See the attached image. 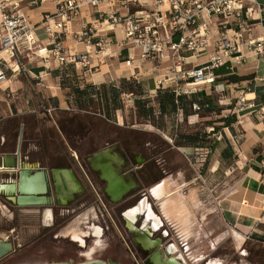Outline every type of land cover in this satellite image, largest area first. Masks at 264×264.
I'll use <instances>...</instances> for the list:
<instances>
[{
	"label": "crops",
	"instance_id": "0c3cea01",
	"mask_svg": "<svg viewBox=\"0 0 264 264\" xmlns=\"http://www.w3.org/2000/svg\"><path fill=\"white\" fill-rule=\"evenodd\" d=\"M259 1L264 3V0ZM100 8H104L103 4H100ZM52 9L53 3L46 2L32 10H28V14L31 20L36 23L42 19L43 14ZM97 10L95 7L89 10L84 9L82 18L86 21L96 20L99 16L96 13ZM253 23L254 35L263 34L264 20L254 21ZM76 28L74 26L73 30ZM113 30L114 32L109 31V36L117 41L120 37L119 30L117 28ZM37 33L40 38H43L41 29H38ZM65 46L66 54L81 53L89 59V64L86 66L79 62L70 65V67L82 68L80 76L73 77L74 79L71 76L67 78L71 84L79 85L80 90L83 89V85L93 89V86L99 84H111L118 88L122 80H131L139 85L142 90V97H147L148 101L152 102V111L171 122V125L160 127L156 120L152 121V124L150 123L151 128L139 129L148 133H157L163 141H166L164 148L159 149L161 151L157 153V144H152L153 139L148 135L143 133L137 138L134 135L126 137L124 132L120 134L119 130L113 138L103 139V143L100 144L97 138H102L104 135L102 136V133L92 134V119L93 116H97L100 122H108L105 115L73 106L72 99L76 100L79 96H74L66 87H61L58 76L51 75V71L54 74L60 72L53 70L58 69L57 66L52 64L49 68H46L41 62L32 60L26 64L27 72L6 83L10 86L12 93L5 101L4 119L6 122L11 123L12 128L7 131L0 130L1 183L14 187L17 183L18 173L22 171L25 174L26 181H29L33 186L32 190L46 191L47 189H53L59 190V192L78 193L91 188L83 173V169L86 170V167L82 159L86 158V161H89V157L93 153L111 147L113 154H117L124 159L126 163L124 166H131L130 172L134 171L133 176L127 182L137 181L138 194H148L155 199L162 197L161 210L168 215H184L183 211L177 209V207L185 202V199L191 197L190 190H185L187 184L180 185V183H177L175 185L169 177H162L166 173V154L164 153L177 149L183 155H191L193 148L200 145L197 143L199 141L190 143L183 139L181 145L175 146L171 143V138L164 135V132L169 126H175L179 123L180 115H184L186 121L193 123L189 118L194 115L205 116V110L208 107L207 114L217 116V118L212 122L213 126L202 134L201 144L206 145L209 150H212V153L221 150L222 141L219 137L215 138L216 134L220 133L219 129L223 128L225 135L223 140L226 141V149L230 153L229 166L240 169L236 190L230 195L233 198L218 200L217 204L221 205L222 201L224 203L228 201V207L235 206L237 210L222 207L223 213L229 212L234 213L235 216H245L250 219L249 222L255 219L252 224L237 222L232 225L234 227H237V225L246 227L249 229L248 234L257 237L251 238L249 236L251 241L264 244L257 234H253L259 233L257 227L259 223L264 224V57H255L252 55V51L244 48L243 52L249 58L247 61L241 63L226 62L214 70L216 76L214 84L202 85L198 87L199 89L195 88L188 93H184L182 91L183 85L180 82L171 78H163V74H158L160 67L154 66L151 62L134 59L126 64L127 49L119 41L111 44L109 49L97 52L95 45L85 46L84 43L76 42L73 36L68 33ZM234 76H245L246 78L233 81L232 77ZM159 80H162L161 83ZM217 83L225 86L223 98H220L219 93L214 89V85ZM33 84L53 88L51 96L53 100L57 101V105L52 107V110L46 108L36 110L34 107L30 108L25 105L29 101L30 93L26 92V88L23 86H32ZM168 90L174 91V96H181V99L175 98V107L168 103L161 109L159 101L166 97ZM86 94L84 93V95ZM123 94L131 93L123 92ZM190 99H192V102L188 103ZM16 101L21 103L16 104ZM184 105L189 110L186 115L182 109ZM195 105L200 106V109H196ZM46 111L49 115L47 121L45 120L47 117ZM56 114H59L58 118ZM221 117L226 118L228 125L217 126L216 131H211L216 125L223 124L224 121H221ZM146 121L148 122V120ZM45 122L49 127L54 126L57 134L54 136L49 132L44 134L41 128ZM165 122L167 121L165 120ZM115 123L117 129H120L119 127L123 125L121 122ZM66 128L73 129L75 134L78 130H85L84 141L77 142L66 137L64 135ZM70 131L72 130L68 132ZM23 132H25V135ZM70 142L75 144L82 142L83 145H71ZM150 150L155 152L156 157L150 158L148 152ZM218 159L221 161V158ZM218 159L215 162H218ZM168 162L170 161L168 160ZM113 165L121 167L123 163L120 164L114 161ZM45 174H48L46 189L42 186ZM99 181L101 187H103L105 182ZM164 183H166V190L160 194L158 192L162 189ZM7 193L9 192H2L4 195ZM14 193L18 195V192L15 191ZM134 194L127 199L131 200L136 196V193ZM0 204L4 205L2 201H0ZM130 205L132 206V203L127 206L130 207ZM244 207L249 209L250 212L245 213ZM254 209L256 210L254 211ZM171 219L176 220V217L174 216ZM188 230L191 231L190 227H187ZM211 261L219 262L218 259ZM237 264L243 263L240 261Z\"/></svg>",
	"mask_w": 264,
	"mask_h": 264
},
{
	"label": "built area",
	"instance_id": "2783aa9c",
	"mask_svg": "<svg viewBox=\"0 0 264 264\" xmlns=\"http://www.w3.org/2000/svg\"><path fill=\"white\" fill-rule=\"evenodd\" d=\"M46 2L53 3V9L33 22L28 10ZM92 7L99 16L84 20L83 10ZM262 20L264 3L259 0H0V90L10 96L6 83L27 72L26 64L32 60L46 68L88 65L85 54H66L67 34L102 52L113 43L109 31L117 28L119 43L127 49V64L135 58L157 60L173 74L165 79L182 82V91L188 93L214 84V70L226 62L247 61L244 48L264 57V33L253 32V22ZM186 64L191 66L184 68ZM214 89L223 98L225 86L217 83ZM209 151L195 146L184 156L195 164Z\"/></svg>",
	"mask_w": 264,
	"mask_h": 264
},
{
	"label": "rangeland",
	"instance_id": "374dc122",
	"mask_svg": "<svg viewBox=\"0 0 264 264\" xmlns=\"http://www.w3.org/2000/svg\"><path fill=\"white\" fill-rule=\"evenodd\" d=\"M121 36V35H120ZM119 40L117 41H120ZM113 43H116L115 39L111 37ZM106 49H109L110 46H106ZM137 59V58H135ZM151 62L154 66L160 65L157 60H141ZM127 64V63H126ZM71 65V64H70ZM70 65L65 66V68L53 69L58 70L57 74L52 73V76H58V79L61 82V87H66L70 93H73L74 96H79L76 100L72 99V104L75 107L87 108L92 112H97L104 114L108 119V122L99 121L96 117L93 116L92 119V134L96 135V133H102V138H97L99 143H103V139H111L115 136L116 132L119 130V133L122 134L124 132L125 136L131 137H139V135L146 134L148 137L153 139L152 144H157V153H159L164 148V143L162 138L157 133H148L146 131L140 130L139 128H151L150 123L152 121H158L160 127H164L165 125H171L169 119L160 116L158 113H154L153 111L147 112L146 110L150 107L152 108V102H149L147 97H142L141 94H138V85L137 83L126 80V83L119 84L118 88L112 86L111 84L104 85H95L93 89H90L89 86L83 85V89L87 93L83 96L80 93H76L80 90V86L77 84H71L68 82L67 78L70 76L76 77L81 75V67H70ZM58 66V65H56ZM165 64H161L160 72L158 74H163V78L172 77L173 74L167 73V69L164 68ZM190 64H186L183 67L188 68ZM74 79V78H73ZM181 85L182 82H180ZM202 86V85H201ZM26 92L30 93L28 97L29 101L25 103L30 108L34 107L36 110L43 109H51L52 107L57 105V101L53 100L51 96V92L53 88L51 86H42V85H25ZM92 87V86H91ZM197 86L195 88L199 89ZM131 88L133 90L132 94H123L122 89ZM84 92V91H83ZM92 94L90 97L89 94ZM78 94V95H77ZM6 98H8L6 91L0 90V130L7 131L9 128L11 129L12 125L9 122H6L4 119L5 114V106H6ZM92 99V101H91ZM16 104H20L21 102H15ZM14 103V104H15ZM52 110V109H51ZM56 111V110H55ZM58 111V110H57ZM47 117L45 120L49 118L48 111H46ZM205 116H191L189 119L192 120L193 123H189L186 121L185 116L180 115V121L175 126H169L168 129L164 132L166 137L171 138V143L175 145L177 141V135H185L190 134L193 138L191 143L197 142L198 145L204 146L201 144L202 134L209 130L210 127L213 126L214 117L211 114H207L208 112L205 110ZM56 117H59V114H56ZM184 118V120H183ZM148 120V122L146 121ZM165 120L167 122H165ZM216 121V120H215ZM115 122L123 123L120 129H117ZM216 124V123H215ZM221 127L222 125H216ZM66 137L69 139H74L75 141H84L85 130H78L76 134L73 132L74 130L71 128H66ZM43 130V131H42ZM69 130H72L68 132ZM154 130V129H153ZM220 133L216 134V138L222 141L221 150L218 152L212 153V150L209 151L207 155H204L198 162L195 164H190L183 153H181L177 149H172L167 151L165 155V174L162 177H169L175 185L177 183L187 184L185 190H190L191 197L185 199L177 209H181L184 215H168L163 210H161L160 202L162 197L154 198L150 195H143L141 198L148 200V204L153 213V216L157 218L158 224L153 226V219H147L146 215H139L140 221H144L148 224L149 227L154 229L153 236H158L159 232L162 231L165 233L167 231V241L171 242V253L169 256L174 257L181 255L187 264H208L211 260L218 259V264H237V262H242L243 264H260V262L264 263V244L257 243L255 241H251L252 235L248 234V230L246 227L237 225L234 227L232 224H236L237 222L243 224H252L255 222V219H252V222H249L250 219H247L245 216L239 217L235 216L234 213L226 212L223 213L222 207H227L232 210H237L235 206L228 207L227 203L224 201L221 202V205H218V200H222L224 198L229 199L233 198L230 196L236 190V186L238 184V175L240 173V169H235L234 166L230 165V153L226 149V141L224 129H219ZM41 131L44 134L48 132L51 135L57 134L54 126L49 127L46 122L44 126L41 128ZM81 131V132H79ZM25 135V132H23ZM74 137V138H73ZM81 140H79L80 138ZM236 142V141H235ZM71 145H79L82 146V142L79 144H75L70 142ZM196 143V145H197ZM239 143V142H236ZM176 146V145H175ZM206 146V145H205ZM80 148V147H79ZM151 148V147H150ZM151 157H156L155 152L150 150L148 151ZM148 154V155H149ZM221 158V161L218 159ZM232 158V157H231ZM219 160L215 162V160ZM168 160L170 162H168ZM232 160V159H231ZM215 168V169H214ZM217 168V169H216ZM94 185L98 188L96 183L93 181ZM140 198V199H141ZM0 201L5 205L0 204V241H3L7 235V227L10 224V212L7 210V206L5 201L3 200V196L0 194ZM139 201V200H138ZM132 205L135 202H131ZM163 203V202H162ZM93 205H100L97 201H93ZM131 206V205H130ZM113 207H108L109 212L112 214V220L117 224V226L121 229L122 219L117 212L113 210ZM179 210V211H181ZM256 209H254L255 211ZM163 211V213H162ZM245 213H249V209H245ZM98 219L102 221L106 220L104 225H109L110 229L106 231V241L110 248L114 246V243L118 240V230L116 229V225H114L113 221L110 219L108 212L104 209H101L98 212L96 208ZM257 212V211H256ZM24 212H18L17 218L18 221L22 222L24 217L27 214H23ZM23 214V215H22ZM91 213H89L90 215ZM94 215L93 221L95 220L96 214L92 212ZM256 215H259L255 213ZM25 215V216H24ZM80 215V214H79ZM142 216V217H141ZM176 217V220H172V217ZM170 219H167V218ZM178 218V219H177ZM174 219V218H173ZM96 221V220H95ZM99 224V223H98ZM96 222L91 225L92 234L94 235V229L99 226ZM187 227H190L191 231H187ZM259 233L257 234L259 239L264 242V224H258ZM63 230L64 233L71 231V236L74 238H80V233L77 228H70ZM22 229L16 228V231L19 233L16 236L15 243L17 245L21 244L22 237ZM101 229V228H100ZM165 229V230H163ZM150 232V231H149ZM79 235V237H77ZM257 238V237H253ZM92 247L95 246V240L97 238H93ZM101 240V238H100ZM247 241L248 244H245ZM247 245V248L245 246ZM17 247V246H16ZM248 247L252 248V260L249 261L247 259L246 253L249 251ZM99 247H96V253H94L93 257H100L101 252ZM262 253V257L258 258V251ZM19 257V254L17 255ZM19 259V258H17Z\"/></svg>",
	"mask_w": 264,
	"mask_h": 264
},
{
	"label": "flooded vegetation",
	"instance_id": "af4514ba",
	"mask_svg": "<svg viewBox=\"0 0 264 264\" xmlns=\"http://www.w3.org/2000/svg\"><path fill=\"white\" fill-rule=\"evenodd\" d=\"M82 160L86 167V170L82 168L83 173L91 186L90 189H84V191L73 194L53 189H47L46 191L32 190L24 194L30 197L28 198L29 202L26 204H18L13 198L17 196L14 192L5 195L0 192L7 205V210L11 214L10 224L6 230V238L0 241L1 246L7 247L6 251L0 254V264H88L92 261H100L106 264L111 262L117 264H157L158 262L151 258L156 250L160 253V263L174 260L176 264H187L181 255L169 256L171 242L166 240L167 231L165 233L160 231L158 236H153L154 229L144 221H140L139 218L134 222L132 230H129L126 226L123 211L129 208L127 205L131 202L137 204L142 199L143 193L138 194L136 189L131 194L136 193V196L131 200L126 197L117 203L109 202L103 194L97 174L91 169L90 162L86 161V158ZM93 201L100 203L99 206H96L98 212L101 209L106 210L112 220V214L109 212L108 207H113V210L122 219V231L112 220L118 230V240L111 248L105 243L106 231L110 227L107 224L104 225L106 220L100 221L98 219L99 216ZM20 211L27 214L24 215L21 224L17 218ZM92 212L96 214V221L92 220L94 218ZM89 213L91 214L89 215ZM94 222L99 223L98 225L101 226L99 233L102 232L101 255L98 258L93 257L97 250L91 251L93 238H95L92 234L91 225ZM17 227L23 228L22 241L19 245L15 243L16 236L19 233L16 231ZM68 227L80 230L81 239L71 236V231L64 233L63 230L69 229ZM94 230L100 229L96 227ZM148 230L151 234L147 238L137 237L134 233V231H137L146 234ZM94 235L97 234L94 233ZM245 244H248L247 241H245ZM245 248H247V245ZM248 250L246 256L251 261L252 248L248 247ZM257 253L258 258L263 256L261 252L258 251ZM18 254L19 257H17ZM260 264L264 263L260 262Z\"/></svg>",
	"mask_w": 264,
	"mask_h": 264
},
{
	"label": "water",
	"instance_id": "95a60500",
	"mask_svg": "<svg viewBox=\"0 0 264 264\" xmlns=\"http://www.w3.org/2000/svg\"><path fill=\"white\" fill-rule=\"evenodd\" d=\"M111 150H112L111 147H106L104 149H101L93 153V155L89 157V161H90L92 170L97 174V177L99 178V180H102L105 182L104 186L102 187V191L106 199L109 202L117 203L125 199L126 197H129L133 193V191L136 190L137 181L127 182V180L133 176L134 171L132 170V172H130L131 166L129 167L124 166L126 165V163L124 162V159L121 156H118L117 154H113ZM114 161L120 164L123 163V165L121 167H115L113 165ZM22 175H23L22 171L18 173L17 183L12 188L14 192L15 191L18 192V195L13 197L18 202V204L28 203L29 202L28 198L30 197L25 196L24 194L28 193V191H32L33 189V188H31L30 190L22 189ZM47 178H48V174L47 175L45 174L43 182H42V186H44L45 189L47 188ZM28 183L30 184L29 181ZM13 190L11 192H13ZM129 208L123 211V217H124V220L126 222V226L128 227V229L132 230L133 227L129 226L128 224L129 220L127 219L125 215V212L128 211ZM134 222H132L133 225H134ZM134 233H136V236L140 238H144L146 237V235L148 236L151 234V233L146 232V235H144L142 234L144 232H137V231H134ZM6 248H7L6 246L0 245V254L5 252ZM151 258L156 260L158 262L157 264H176L174 260H169L167 261V263L166 262L160 263L159 262L160 253L158 250L154 251ZM88 264H106V263L100 262V261H92ZM109 264H117V263L111 262Z\"/></svg>",
	"mask_w": 264,
	"mask_h": 264
},
{
	"label": "bare ground",
	"instance_id": "6f19581e",
	"mask_svg": "<svg viewBox=\"0 0 264 264\" xmlns=\"http://www.w3.org/2000/svg\"><path fill=\"white\" fill-rule=\"evenodd\" d=\"M165 186H166V183H164L162 185V187H161L162 189L158 193L162 194L163 192H165V190H166ZM12 188H13L12 185H7V184L0 182V192H3V191L10 192L13 190ZM30 188H33V186L31 184H29L28 181H26L25 174H23L22 175V189L23 190H29ZM34 189H35V187H34ZM139 214L146 215L147 219H153V221H154L153 226H156V224L158 223L157 218L155 216H153V213H152L150 206H149L146 199H142L139 203H137L135 206L129 208V210L125 212V215H126L127 219L129 220V222H128L129 226H131V227L134 226L132 222L137 220V216ZM97 228H99V227H97ZM94 231H95L94 233L97 235H93V236L97 239L95 240V246L91 248V251H94L95 248L99 247L101 244L100 238H101L102 232L99 233V231H101V229L100 230H94ZM147 233H150L149 230L147 231ZM142 234H144V233H142ZM144 235H146V234H144ZM147 237L148 236L146 235V238ZM147 242H148V240H147ZM88 255L90 257V254H88ZM208 264H218V263L216 261H210Z\"/></svg>",
	"mask_w": 264,
	"mask_h": 264
},
{
	"label": "trees",
	"instance_id": "16d2710c",
	"mask_svg": "<svg viewBox=\"0 0 264 264\" xmlns=\"http://www.w3.org/2000/svg\"><path fill=\"white\" fill-rule=\"evenodd\" d=\"M245 78H246L245 76H241V77L234 76V77H232V80L233 81H236V80L245 79ZM121 83L125 84L126 83V80L120 81V84ZM138 90H140V91H138V94H141L142 95V90L139 87V85H138ZM122 92H126V93H131L132 94L133 93V90L131 88H124V89H122ZM76 93H80L81 95H83L85 93V90H78ZM89 96L91 97L92 94L90 93ZM175 98L178 99V100H180L181 99V96H174V91L168 90V94L166 95V97L165 98H162L159 101L160 108L163 109L165 107V104H168V103H171V105L173 107H175V105H176V103L174 101ZM91 101H92V99H91ZM191 102H192V99L188 100V103H191ZM182 109H183V112H184L185 115L188 114L187 111H189V110H187V108L185 107V105L182 106ZM198 109H200V106H198ZM146 111L147 112H151L152 111V108L149 107ZM206 111H209V108L208 107L206 108ZM221 121H224L223 124H222V126H227L228 125L226 118L221 117ZM216 128H217V126L213 127L211 131H216ZM177 136H178L177 137V141L175 143L176 146L181 145V143H183V141H181V140H183V139L185 141H189L190 143H191V140L192 139H197V138H193L192 136H190V134H185V135H180V136L177 135Z\"/></svg>",
	"mask_w": 264,
	"mask_h": 264
}]
</instances>
